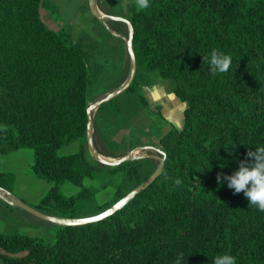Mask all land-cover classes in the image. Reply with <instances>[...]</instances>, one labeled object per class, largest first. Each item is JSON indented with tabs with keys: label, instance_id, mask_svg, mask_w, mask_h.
I'll use <instances>...</instances> for the list:
<instances>
[{
	"label": "trees",
	"instance_id": "16d2710c",
	"mask_svg": "<svg viewBox=\"0 0 264 264\" xmlns=\"http://www.w3.org/2000/svg\"><path fill=\"white\" fill-rule=\"evenodd\" d=\"M149 5L130 7L138 67L172 81L186 103L183 126L157 143L166 153L162 173L108 218L77 226L33 221L54 228L53 239L0 232V264H211L224 253L236 264H264V212L216 179L233 174L249 148L264 146V0ZM42 8L60 12L54 0H0V153L34 150L33 169L52 183L37 209L91 216L126 193L119 185L114 200L97 203V190L85 184L97 171L84 152L59 153L87 142L90 64L81 41L49 27ZM213 49L231 56L227 72L213 75L203 62ZM137 77L127 91L139 92ZM101 166L129 179L138 169L133 161ZM65 181L79 191L65 193ZM15 182L14 173L0 172V188L13 192Z\"/></svg>",
	"mask_w": 264,
	"mask_h": 264
},
{
	"label": "crops",
	"instance_id": "0c3cea01",
	"mask_svg": "<svg viewBox=\"0 0 264 264\" xmlns=\"http://www.w3.org/2000/svg\"><path fill=\"white\" fill-rule=\"evenodd\" d=\"M54 1L59 2L60 9L67 19L73 20V23L78 26V31L81 30L84 23L89 24L93 17L96 18L92 12H89L91 10L88 0ZM97 5L102 12L119 16L114 12L113 3L109 0H97ZM85 6L88 9L78 13L77 9H84ZM127 19H130V16ZM101 23L110 29L114 35L120 37L123 45H125V51L121 52L117 75H114V57L112 59L109 56V58L101 57L100 60L94 61L95 73L101 74L99 76L101 78V96H104L122 86L128 78L130 71L127 45L129 26L123 21L109 18L101 21ZM113 70L114 74L111 76ZM155 72H145L140 77L141 79L139 78V92L144 94L148 104L143 103L138 91H125L113 101L104 103V107L99 106L94 110V141L98 152L106 159H117L134 149H137L134 152L137 156L150 154L148 153L152 151L150 148L157 147L158 141L172 127L181 128L183 126L186 103L178 98L172 92L168 82H165V79ZM106 83L109 84L105 85ZM70 144H73L72 147L70 146L71 148L69 146L65 148L67 145L63 146L59 149V153L66 155L84 150L85 142L81 140L73 141ZM84 155L86 158L85 152ZM93 160H90L91 164H89L96 169V178H99L101 177V163L94 157ZM33 161L34 150L30 148L24 147L7 153H0V172H12L16 177L13 194L35 206L49 191L52 183L37 175L32 166ZM62 187L64 192L69 195L79 191V187L71 181H65ZM115 192L116 189H113L112 193L108 192L101 198V191H98L96 194L97 203L102 204L109 201ZM17 211L23 210L15 207L12 209L0 203V215L1 212L14 214ZM29 219L33 218L30 217Z\"/></svg>",
	"mask_w": 264,
	"mask_h": 264
},
{
	"label": "rangeland",
	"instance_id": "374dc122",
	"mask_svg": "<svg viewBox=\"0 0 264 264\" xmlns=\"http://www.w3.org/2000/svg\"><path fill=\"white\" fill-rule=\"evenodd\" d=\"M113 3L114 6V12L117 13V15L127 18L128 16H131L130 7L133 5L135 0H109ZM55 3L59 6V2L55 1ZM88 9L86 6L84 9H77L78 13H82L84 10ZM59 13L58 15L52 13L49 9L42 8L41 9V15L43 20L46 22V24L51 27L54 30H60L61 28L65 27L66 30L72 33L73 38L75 40H80L82 47L88 52V60L90 63V77H91V83L89 85V94H90V101L93 102L97 100L101 96V78L95 73L94 69V61L100 60L101 57L109 58L114 57V68H115V74L114 70L113 73L110 75L113 76L117 75L118 73V65H120V58H121V52L125 51V48L122 43V40L120 37L114 35V33L107 29L106 26H104L101 21H99L96 18H92L91 22L89 24L84 23L81 27V30L78 31V26L73 23V20H69L64 15V12L60 9L59 6ZM91 12V11H89ZM78 15V14H77ZM109 56V57H108ZM138 77L137 81H139V78L145 74V71L138 67L137 71ZM155 74H158L155 72ZM141 79V78H140ZM165 82H168L171 90V83L170 80H165ZM109 83H106L105 85H108ZM118 98V97H116ZM119 100V99H118ZM74 144V143H73ZM73 144L65 145L67 148L68 146L72 147ZM70 147V148H71ZM86 154V161L91 164L90 160H93V157L90 153L88 143L86 142L83 146ZM24 148V147H23ZM26 149H29L28 147H25ZM32 149V148H30ZM150 154H158L156 150L149 151ZM151 158V157H150ZM139 159V158H138ZM138 159L131 160L133 161V164L137 166V172L133 179H129L126 176L125 172H118L116 174H113L112 172L107 169V167L101 166V177L99 178H87L85 180V184L93 187L100 192L101 191V198L104 194L110 192L112 193V190L117 189L119 185L122 187L123 193H128L131 189H133L136 185L141 183L144 178L146 177V174L148 171L152 170L153 168H156L158 164V160L155 158L147 165V167H139L137 164ZM94 161V160H93ZM102 165V164H101ZM106 184V185H105ZM63 185V184H62ZM63 190V187H62ZM14 191V190H13ZM64 191V190H63ZM96 193V194H97ZM116 198V192L112 199L114 200ZM97 201V198H96ZM23 210V209H22ZM26 215V216H25ZM0 231L1 232H23V233H29L32 235H42L46 237L47 239H53L54 238V228L49 226H44L38 223L33 222V220H39L36 219L37 217L32 215L31 213H27L25 211H17L14 214L1 212L0 215ZM33 219H29V218ZM36 217V218H34Z\"/></svg>",
	"mask_w": 264,
	"mask_h": 264
},
{
	"label": "water",
	"instance_id": "95a60500",
	"mask_svg": "<svg viewBox=\"0 0 264 264\" xmlns=\"http://www.w3.org/2000/svg\"><path fill=\"white\" fill-rule=\"evenodd\" d=\"M89 7L91 12L94 14V16L104 21L106 18L114 19V20H120L128 24L129 26V36L127 38V45H128V53H129V60H130V71L127 80L124 82V84L115 90H112L111 92L107 93L106 95L98 98L94 102H89L87 111H88V127H87V143L90 150L91 155L101 164L107 165V166H117L125 161H131L135 159L145 158V157H151L158 160V164L155 168V170L140 184H138L136 187H134L132 190H130L128 193H126L122 198L114 202L110 207L107 209L91 216H82V217H63V216H57V215H51L47 214L45 212H42L41 210L37 209L35 206L25 202L21 198L17 197L13 192L5 191L2 188H0V198L4 200L6 203L11 205L15 208L23 209L32 215L36 216L39 219L49 221L56 225L61 226H77V225H85L88 223L96 222L105 218H108L112 216L114 213H116L118 210L122 209L131 199H133L138 193H140L142 190L147 188L150 184H152L158 176L162 173L163 167L165 165V159H166V153L162 151L161 149L157 147H151L150 149L156 150L158 154H146L137 156L134 154V152L137 149L131 150L124 154L123 156L108 160L105 157H103L97 150L96 144L94 141V120H93V112L96 108L103 105L104 103L113 100L123 92L127 91L130 86L132 85L133 81L135 80L137 69H138V63H137V57L135 54L134 49V25L131 22L130 19L116 16L112 14H107L102 12L98 5L97 0H88Z\"/></svg>",
	"mask_w": 264,
	"mask_h": 264
},
{
	"label": "clouds",
	"instance_id": "9594fccd",
	"mask_svg": "<svg viewBox=\"0 0 264 264\" xmlns=\"http://www.w3.org/2000/svg\"><path fill=\"white\" fill-rule=\"evenodd\" d=\"M138 9L146 10L150 7L149 0H135ZM210 65V72L213 75L225 73L232 64L230 55L223 54L213 49L210 56H203V62ZM229 146H226L228 148ZM234 151V148L230 150ZM239 166L233 174L218 172L216 179L220 185L227 181L228 188L234 190V194L243 192L249 205L255 206L259 211L264 212V146H256L255 150L249 148L245 158L239 160ZM182 253L180 256L182 257ZM176 264H180L178 258ZM211 264H236L235 257L224 253L215 256Z\"/></svg>",
	"mask_w": 264,
	"mask_h": 264
}]
</instances>
